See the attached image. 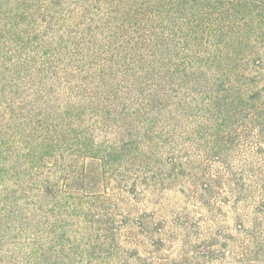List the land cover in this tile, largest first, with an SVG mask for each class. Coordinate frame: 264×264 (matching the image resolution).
I'll return each instance as SVG.
<instances>
[{
  "label": "trees",
  "instance_id": "trees-1",
  "mask_svg": "<svg viewBox=\"0 0 264 264\" xmlns=\"http://www.w3.org/2000/svg\"><path fill=\"white\" fill-rule=\"evenodd\" d=\"M0 264H264V0H0Z\"/></svg>",
  "mask_w": 264,
  "mask_h": 264
},
{
  "label": "rangeland",
  "instance_id": "rangeland-1",
  "mask_svg": "<svg viewBox=\"0 0 264 264\" xmlns=\"http://www.w3.org/2000/svg\"><path fill=\"white\" fill-rule=\"evenodd\" d=\"M171 204H173L172 207L175 210H177V206H179L180 212L183 213L189 212L191 214V212L193 211V207L191 206V204H189L188 201H186L183 197H181V195L178 194H175L171 197ZM229 205H231V198L228 204L221 206V213L219 214L218 211L215 219V226L218 227L219 230H222L226 234V236H228L227 234H229V236L231 235V209Z\"/></svg>",
  "mask_w": 264,
  "mask_h": 264
}]
</instances>
